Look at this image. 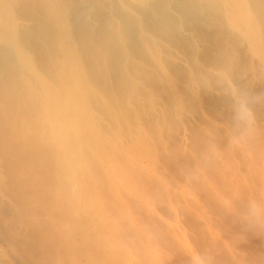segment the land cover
<instances>
[{
	"label": "bare ground",
	"instance_id": "6f19581e",
	"mask_svg": "<svg viewBox=\"0 0 264 264\" xmlns=\"http://www.w3.org/2000/svg\"><path fill=\"white\" fill-rule=\"evenodd\" d=\"M0 264H264V0H0Z\"/></svg>",
	"mask_w": 264,
	"mask_h": 264
},
{
	"label": "rangeland",
	"instance_id": "374dc122",
	"mask_svg": "<svg viewBox=\"0 0 264 264\" xmlns=\"http://www.w3.org/2000/svg\"><path fill=\"white\" fill-rule=\"evenodd\" d=\"M130 1H131V0H130ZM136 1H137V0H133V2H136ZM18 19H19V18H18ZM18 19H17V20H18ZM18 21H19V22H18L19 25H21V26H23V25L25 26V24H26V26H28L29 24L31 25V23H32L31 20H28L29 22H27V23H29V24L25 23L26 20H23L24 22L22 21L21 23H20V21H21L20 19H19ZM30 22H31V23H30Z\"/></svg>",
	"mask_w": 264,
	"mask_h": 264
}]
</instances>
